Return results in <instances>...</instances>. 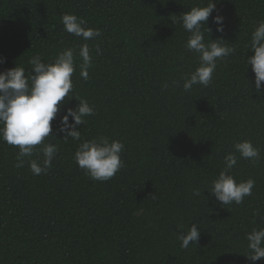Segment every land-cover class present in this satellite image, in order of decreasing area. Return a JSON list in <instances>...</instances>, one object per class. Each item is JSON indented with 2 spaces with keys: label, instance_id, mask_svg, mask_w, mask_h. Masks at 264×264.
Wrapping results in <instances>:
<instances>
[{
  "label": "trees",
  "instance_id": "1",
  "mask_svg": "<svg viewBox=\"0 0 264 264\" xmlns=\"http://www.w3.org/2000/svg\"><path fill=\"white\" fill-rule=\"evenodd\" d=\"M214 2L205 42L209 27V39L235 51L217 60L208 87L184 91L183 78L199 59L185 47L189 33L171 19L207 0H0V71L17 65L27 74L34 55L51 62L75 49L70 95L94 108L79 127L81 141L105 136L125 146L124 166L111 179L85 175L73 159L81 141H65L58 131L60 116L78 104L74 98L51 122L56 137L44 143L59 151L46 174L34 176L28 166L43 159L42 145L17 168L18 149L0 140V264H264L246 257V234L264 228V82L257 93L245 63L251 33L264 21V0ZM66 13L101 35L85 41L67 33ZM217 14L223 32L212 20ZM84 43L93 58L88 80L79 68ZM243 140L260 159L253 164L235 153L230 174L237 182L255 180V187L241 204L221 205L202 188ZM193 223L199 239L181 248L178 232Z\"/></svg>",
  "mask_w": 264,
  "mask_h": 264
},
{
  "label": "clouds",
  "instance_id": "2",
  "mask_svg": "<svg viewBox=\"0 0 264 264\" xmlns=\"http://www.w3.org/2000/svg\"><path fill=\"white\" fill-rule=\"evenodd\" d=\"M215 10L216 2L207 0V3L191 7L181 13L178 19L175 17L171 19L174 25L177 22L181 23L189 33L185 47L197 54L199 59L194 71L183 78L184 91H191L193 85L197 84L208 87L213 80L217 60L235 51V48L225 44L223 39H209L212 31L209 27H206L208 42H205L202 28ZM223 19L220 14L212 16L217 32L224 30ZM61 22L64 31L85 41L101 35L99 29L85 27L87 21L74 13L63 14ZM248 48L252 54L247 55L245 63L251 66L254 73V90L260 93L264 82V21H260L252 31ZM95 51L100 54L99 46ZM78 55L82 61L79 65L80 76L83 80H88V69L92 67L93 58L87 43L79 46ZM75 59V49L65 48L59 51L51 62H44L39 54L31 57L29 60L31 70L27 74L24 67L17 65L0 71V140L18 149L15 164L17 168H22L25 158L32 157L36 147L42 145L40 151L43 159L28 160L29 170L34 176L46 174L59 151L57 145L45 144L44 141L47 137H56L51 134L53 132L51 122L56 119L66 98H74L78 104L75 108H66L64 114L60 116L58 131L63 133L62 138L65 141L69 137L81 141L79 127L86 123L85 117L94 114V108L86 100L70 95L73 92L71 77L76 68ZM3 62V58H0V63ZM172 84L177 85L178 82L174 80ZM168 87V84L164 85L165 89ZM124 147L123 142L110 140L105 136L82 140L73 159L92 180L107 181L124 166L121 159ZM233 148L234 152H229L224 157V169L210 181L209 186L202 188L207 189L221 205L241 204L246 196L252 195L255 187V180L251 178L237 182L230 174V170L237 164L235 153L255 164L260 159L259 149L250 140L236 142ZM202 189H193L192 194L199 197L202 195ZM151 199H156V195L152 194ZM179 229H183L182 226ZM199 235L200 228L193 223L187 231H183V234L178 232L177 239L181 248L187 249L190 243L196 244ZM246 240L248 241L246 257L251 261L264 258V228L252 229L246 234Z\"/></svg>",
  "mask_w": 264,
  "mask_h": 264
}]
</instances>
